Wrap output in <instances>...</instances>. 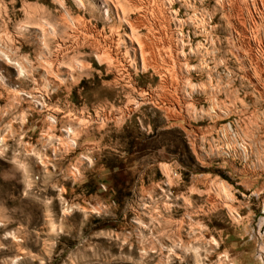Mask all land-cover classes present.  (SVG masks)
I'll list each match as a JSON object with an SVG mask.
<instances>
[{"label":"clouds","instance_id":"clouds-1","mask_svg":"<svg viewBox=\"0 0 264 264\" xmlns=\"http://www.w3.org/2000/svg\"><path fill=\"white\" fill-rule=\"evenodd\" d=\"M153 2L0 0V264H264V0Z\"/></svg>","mask_w":264,"mask_h":264},{"label":"rangeland","instance_id":"rangeland-1","mask_svg":"<svg viewBox=\"0 0 264 264\" xmlns=\"http://www.w3.org/2000/svg\"><path fill=\"white\" fill-rule=\"evenodd\" d=\"M149 3L151 10L147 13H144L143 8L139 10V12H133V18L135 19L136 23L143 25L144 30L147 32L149 31V27L153 25V20L159 24V27H152V30L156 32L155 41L151 44L152 52L151 55L153 56L154 64L156 66H166L173 60V45L171 43V38L169 37L168 27L167 24L162 23L161 19L157 17L156 13L158 9L155 8L153 0H147ZM161 17L163 13L160 14ZM163 33V35H161ZM98 43H102V41H97ZM169 73V77L171 76V68L165 67L161 75L156 77V82L165 81L163 85L164 91L167 93L165 96L161 97L163 104L167 105L170 109L173 104L176 105V111H179V98L175 95L174 91L172 90V81L169 78L164 76V72ZM183 123V121H181Z\"/></svg>","mask_w":264,"mask_h":264}]
</instances>
